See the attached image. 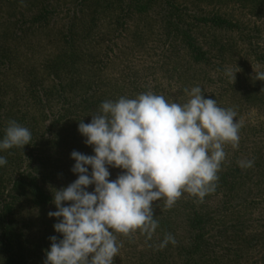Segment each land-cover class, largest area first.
I'll return each instance as SVG.
<instances>
[{
  "label": "rangeland",
  "instance_id": "1",
  "mask_svg": "<svg viewBox=\"0 0 264 264\" xmlns=\"http://www.w3.org/2000/svg\"><path fill=\"white\" fill-rule=\"evenodd\" d=\"M261 73L264 0H0V138L10 120L32 133L24 148L0 151V264H44L49 238H63L48 212L55 190L78 178L70 154H94L82 120L146 92L183 104L195 86L236 113L239 146L224 145L202 201L185 192L171 208L153 202L151 240L117 233L113 264H264ZM123 171L109 166V179ZM169 233L176 243L160 248Z\"/></svg>",
  "mask_w": 264,
  "mask_h": 264
},
{
  "label": "clouds",
  "instance_id": "2",
  "mask_svg": "<svg viewBox=\"0 0 264 264\" xmlns=\"http://www.w3.org/2000/svg\"><path fill=\"white\" fill-rule=\"evenodd\" d=\"M230 74V73H229ZM258 79H264V73ZM186 103L168 102L162 95L141 93L102 102L90 123L78 125L93 155L73 151L71 171L77 179L55 190L53 225L62 239L51 236L44 264H113L119 252L116 234L139 230L151 240L158 228L153 202L165 207L188 193L203 198L215 191L226 158L224 145L239 146L240 124L231 109L205 98L192 87ZM31 131L10 120L0 138V151L30 144ZM7 164L0 155V167ZM251 168L254 160L238 162ZM109 166L124 171L110 180ZM94 185L93 191H88ZM69 202V203H66ZM175 244L166 234L159 247Z\"/></svg>",
  "mask_w": 264,
  "mask_h": 264
},
{
  "label": "trees",
  "instance_id": "3",
  "mask_svg": "<svg viewBox=\"0 0 264 264\" xmlns=\"http://www.w3.org/2000/svg\"><path fill=\"white\" fill-rule=\"evenodd\" d=\"M212 21V23H213V25H223L224 23H226L225 21H223V20H219V19H216V18H214V20H211ZM1 228V227H0ZM6 228L7 227H4V229H3V231H2V237H4V234L7 232V230H6ZM2 243V242H1ZM6 250L7 251H10L11 249H10V247H8V248H6ZM8 260H9V263L10 264H15V262L14 261H12L11 260V257H9L8 256Z\"/></svg>",
  "mask_w": 264,
  "mask_h": 264
}]
</instances>
